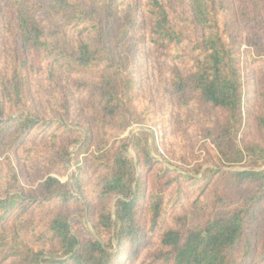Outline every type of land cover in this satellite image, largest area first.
Segmentation results:
<instances>
[{
    "label": "trees",
    "instance_id": "trees-1",
    "mask_svg": "<svg viewBox=\"0 0 264 264\" xmlns=\"http://www.w3.org/2000/svg\"><path fill=\"white\" fill-rule=\"evenodd\" d=\"M263 57L264 0H0V264H264Z\"/></svg>",
    "mask_w": 264,
    "mask_h": 264
},
{
    "label": "rangeland",
    "instance_id": "rangeland-1",
    "mask_svg": "<svg viewBox=\"0 0 264 264\" xmlns=\"http://www.w3.org/2000/svg\"><path fill=\"white\" fill-rule=\"evenodd\" d=\"M237 3H239L241 0H235ZM251 27L248 28H244V37L247 39V41L245 43L242 44V53H243V59H244V63H243V73H244V77H245V89L246 92H250V94H248V96L251 97L250 101H253L256 99L257 97V93L259 90V86L261 84V75H262V68L260 65V62L258 61V54L255 50V48L252 45H249L248 39L249 36L251 38L254 37V35H252V32H250ZM138 57V64L137 66L134 67V71L141 75L142 74V69L143 67L141 66L142 63L146 64L148 62V57L145 56L142 52L139 53ZM264 60V57L262 58ZM79 101H75V105L79 104ZM72 109V108H71ZM75 114H80L79 110H75ZM84 120H86L84 122ZM67 123H69V126L72 128V130H74L76 132V134L78 136H81L84 134V131H86V129L91 130V126L93 127V122L86 118L83 119L82 121H80V124H73V123H77L71 119H67L66 120ZM84 122V123H83ZM83 125V126H81ZM74 126H79V127H74ZM159 128H161V130L158 129V127L154 124H150V125H145V124H141L138 122H135L132 124V126L121 136V137H131L133 135H137L140 130H147L149 131V133L151 134L150 140H149V147H150V151L153 154L154 157L158 158L161 162H164V164H170V156L167 153V150L165 149V143L160 141V133H162V136H168V128L166 126V124L163 125H158ZM77 129V130H76ZM83 130V133H80L79 131ZM79 130V131H78ZM93 134V133H91ZM201 139L197 142L198 143V149L202 150V142H200ZM79 146L77 144H73L72 146V161L70 164H68V170H66L65 175H58L56 174L62 181L64 182H71L72 181V175L73 173H75L76 169H77V164L79 162V160H83V155H81L79 157V159L77 158V151H78ZM197 149V150H198ZM130 156L133 157L134 159L136 158L135 152L130 149L129 150ZM137 160V159H136ZM169 161V162H168ZM173 163V162H171ZM163 164V163H162ZM171 165V164H170ZM175 164H172V168H175L176 170L180 171L179 168H176L174 166ZM184 167H189V166H184ZM184 171V170H183ZM186 172V171H184ZM91 212L82 213V214H75L74 216H72V224H73V230L74 232H77L78 234L81 233V235H87L89 233L94 234V230L92 227V219L90 218V214Z\"/></svg>",
    "mask_w": 264,
    "mask_h": 264
}]
</instances>
